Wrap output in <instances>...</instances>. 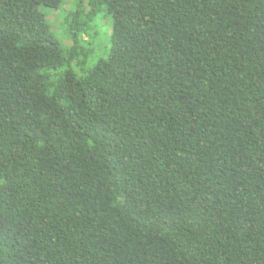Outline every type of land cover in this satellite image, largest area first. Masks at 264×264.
<instances>
[{
  "label": "trees",
  "instance_id": "1",
  "mask_svg": "<svg viewBox=\"0 0 264 264\" xmlns=\"http://www.w3.org/2000/svg\"><path fill=\"white\" fill-rule=\"evenodd\" d=\"M64 2L0 0V264H264V0Z\"/></svg>",
  "mask_w": 264,
  "mask_h": 264
},
{
  "label": "rangeland",
  "instance_id": "2",
  "mask_svg": "<svg viewBox=\"0 0 264 264\" xmlns=\"http://www.w3.org/2000/svg\"><path fill=\"white\" fill-rule=\"evenodd\" d=\"M73 0H65L64 5L62 7V10H54V11H48L45 10V14L48 13L47 20L49 23L50 30L52 34L64 45L66 46H72V42L65 37L63 32H61V29L64 27V13L65 11H69L73 8ZM50 12V13H49ZM107 19V20H105ZM98 28L101 33V36L95 41L96 43H93L94 48V54L89 60L88 68L92 67L97 60L99 59H106L107 58V50L110 46V38L109 36H106V33L108 30H112V19L105 18L103 15L98 17ZM108 29V30H107ZM107 38V40H106ZM87 38H85L86 40ZM107 44V47L105 46Z\"/></svg>",
  "mask_w": 264,
  "mask_h": 264
}]
</instances>
